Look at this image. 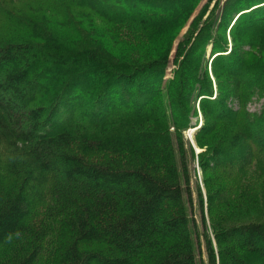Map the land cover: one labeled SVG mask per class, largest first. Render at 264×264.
Listing matches in <instances>:
<instances>
[{
	"label": "trees",
	"instance_id": "trees-1",
	"mask_svg": "<svg viewBox=\"0 0 264 264\" xmlns=\"http://www.w3.org/2000/svg\"><path fill=\"white\" fill-rule=\"evenodd\" d=\"M170 1L46 0L100 19L85 43L41 21L38 40L0 34V264H264V201L250 193L238 213L239 184L264 178V103L244 110L264 94V0L218 3L154 57L146 39L180 30L201 0ZM198 99L195 155L184 132Z\"/></svg>",
	"mask_w": 264,
	"mask_h": 264
},
{
	"label": "rangeland",
	"instance_id": "rangeland-1",
	"mask_svg": "<svg viewBox=\"0 0 264 264\" xmlns=\"http://www.w3.org/2000/svg\"><path fill=\"white\" fill-rule=\"evenodd\" d=\"M225 1L226 0H201L196 5L195 9L190 14L188 19L184 21V25L182 26V28H180V30L177 29L176 32L174 31L171 34L150 36L148 40L146 39V45L148 47V50L151 51V55H154V57H158L162 54H165L167 51H172L173 48H175L179 43L185 40V38L188 36L189 33L191 34L193 33L194 28H195L194 26H196L200 22L206 23L210 21L217 12L216 10L218 7L217 4L219 3V7H221ZM187 2L188 0L173 1L172 3L170 1L169 3L171 4L169 6L168 11L166 12L177 11L178 8L180 7V3L186 4ZM245 5L249 6L248 8L252 7L251 2ZM240 6H243V5L240 4ZM49 8L50 6L48 7L46 0H41V1L40 0H0V34L14 33L15 35L17 34L19 36H27L28 38L38 40L32 35V32L36 28V25H35L36 22H40V21L41 22L39 24L41 26L45 25L46 28L49 30L52 27V25L57 26V28H59L58 30H60L61 32H66L71 37H74V38L76 37L74 39L76 42L85 43L88 40V38H90L89 34H91V36L94 35L93 34L94 32L90 33V29L95 30L96 28L100 31L101 30L105 31L104 29H102V28H105V25L100 21V19H98L96 16L92 15L86 10H80L78 8H71V9L59 10L55 12ZM115 9L116 8H114L113 10ZM116 11L118 12V10ZM246 12H250V9L249 11H246ZM155 13H159V12H155ZM235 19L236 18H234V20ZM218 35L221 41L223 40L224 42H226V46H228V49L230 51L232 45H231V37L229 34V30H225L224 33L223 32H221L220 34L218 33ZM49 40L52 41L55 39H52V37L49 36ZM76 42L75 44H77ZM38 43H41V42H38ZM241 49L244 51L246 50L245 47L243 48L241 47L240 50ZM212 50L213 49L211 48V45L207 44V46H205L204 48L205 53L203 54V57H204V60L207 61L206 78L211 83L212 96L215 98L218 95V89H217L218 87L216 85L217 81L213 76L214 69L213 70L211 69V64H210L212 60L211 58ZM217 55L225 56V55H228V53L227 54L218 53ZM193 57L196 58V53L195 54L192 53V58ZM174 68H175L174 66H171V68L166 72V75L164 76V81L172 79V72ZM62 72L66 73L67 69H64ZM221 77L222 78L220 79V83L222 85L224 84V82L226 81L230 82L232 79L226 76L225 74H224V77L223 76ZM47 86H48V83L45 82L43 89H46ZM75 90L76 89H73L74 93L78 97H80V99L78 100L79 103L82 102V104H84L86 107L89 104H92V103L94 104L93 102L94 100L93 92L94 91L89 92L90 102L89 104H86L83 93L77 92V90L76 91ZM111 95L113 94L111 93ZM263 95L264 94L251 98L249 102L246 104V106L244 107V110H246L250 114L259 113L264 103ZM40 100H43V99L41 98ZM117 109L118 108H115L114 110L112 109V111H115V113H120L117 111ZM195 109H196V114L190 123V127L188 128V130L184 132V138L193 147L195 155H198L202 153L204 149L200 150L196 147L195 136L205 121L203 113L199 109V99L197 100L195 104ZM111 113L114 114L113 112ZM197 165H198V162H197V158L195 157L194 162L192 163V168L195 170V175H196L195 181L197 182V184H199L201 188L202 185L200 183H201L202 177H201V173ZM254 173L255 172H251L246 175V177H248L247 183H244L243 181L239 184L241 187L240 188L241 192L244 195V197L242 196L241 201L239 202L240 208H239L238 213L243 212L246 209L247 204L250 203V197H252V194L250 193L255 194V196L259 198V200L261 199L262 201H264V178L257 179L255 178V175H253ZM234 175H232V178H234ZM231 183L230 185L226 183V185L228 184L227 186L230 187L232 186ZM251 188H253L252 192H250ZM228 189L229 190H226V191L229 192V196H230V193L232 192L231 196L233 195L234 197L235 196L234 190L231 191L230 188ZM205 219H206V225L208 228V233L211 234L210 233L211 231L209 228V218L207 214H205ZM202 260H205L204 253H202Z\"/></svg>",
	"mask_w": 264,
	"mask_h": 264
}]
</instances>
